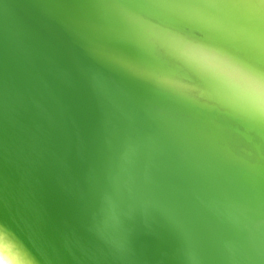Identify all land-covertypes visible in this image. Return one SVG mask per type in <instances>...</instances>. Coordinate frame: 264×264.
<instances>
[{"label":"water","instance_id":"water-1","mask_svg":"<svg viewBox=\"0 0 264 264\" xmlns=\"http://www.w3.org/2000/svg\"><path fill=\"white\" fill-rule=\"evenodd\" d=\"M153 111L43 0H0V222L41 264H264L250 206Z\"/></svg>","mask_w":264,"mask_h":264},{"label":"bare ground","instance_id":"bare-ground-1","mask_svg":"<svg viewBox=\"0 0 264 264\" xmlns=\"http://www.w3.org/2000/svg\"><path fill=\"white\" fill-rule=\"evenodd\" d=\"M43 2L264 226V0ZM0 256L41 264L1 222Z\"/></svg>","mask_w":264,"mask_h":264},{"label":"clouds","instance_id":"clouds-1","mask_svg":"<svg viewBox=\"0 0 264 264\" xmlns=\"http://www.w3.org/2000/svg\"><path fill=\"white\" fill-rule=\"evenodd\" d=\"M193 55H202V54L193 53ZM260 87L261 86L259 84L256 85V89L258 93V102H259ZM0 261H2V264H18V262L12 261L6 256H0Z\"/></svg>","mask_w":264,"mask_h":264},{"label":"snow or ice","instance_id":"snow-or-ice-1","mask_svg":"<svg viewBox=\"0 0 264 264\" xmlns=\"http://www.w3.org/2000/svg\"><path fill=\"white\" fill-rule=\"evenodd\" d=\"M0 264H2V261H0Z\"/></svg>","mask_w":264,"mask_h":264}]
</instances>
